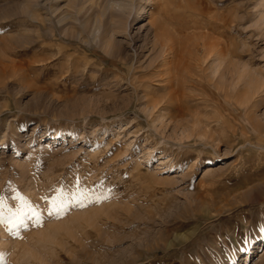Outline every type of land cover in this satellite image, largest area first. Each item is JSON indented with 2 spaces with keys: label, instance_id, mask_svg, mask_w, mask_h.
Instances as JSON below:
<instances>
[{
  "label": "rangeland",
  "instance_id": "1",
  "mask_svg": "<svg viewBox=\"0 0 264 264\" xmlns=\"http://www.w3.org/2000/svg\"><path fill=\"white\" fill-rule=\"evenodd\" d=\"M201 35L219 59L155 104L158 39ZM260 126L264 0H0V264H264Z\"/></svg>",
  "mask_w": 264,
  "mask_h": 264
},
{
  "label": "bare ground",
  "instance_id": "2",
  "mask_svg": "<svg viewBox=\"0 0 264 264\" xmlns=\"http://www.w3.org/2000/svg\"><path fill=\"white\" fill-rule=\"evenodd\" d=\"M117 6H118V10L123 13L125 6L123 4H117ZM158 42L161 48L163 49V52L164 53L167 52V54L169 55L168 57L169 59L164 62V64L162 65V69L159 70V72L157 71L155 73V76L158 78L159 81H161L162 86L167 90L166 94L164 96L159 97V99H157L155 104L168 103L170 105H173V107L177 104L180 110H182L184 105L186 106L189 100H191V96L187 94L188 93L187 90L189 86L194 87L195 85V84L193 85L194 83L193 79L197 75L196 74L197 71L195 70L196 67L198 65L201 66L200 62L202 61V59L205 62V60H207L208 58L213 57V56L216 57V55L220 54L224 50V47L222 46L223 44L221 45V43L218 40L211 38L209 35H201L199 40L194 44V50H195L194 57L192 56L185 57L181 54V51L180 52L177 51L175 47L177 45H175L172 41H170L169 38L167 41H165L163 38L158 39ZM218 57H216L215 59L216 60L219 59ZM206 68L201 69V71L202 72L205 71ZM217 74H218V67L212 73V75L209 76L208 82L211 85H213L215 81V84L217 83L216 88L220 91V89H222L219 85L220 75H217ZM142 82H143L142 80H140L139 82H135L134 80L131 83L135 88H138V86L140 87ZM257 131L259 132L260 135L264 136V127L260 126L259 128H257ZM193 143H196V140Z\"/></svg>",
  "mask_w": 264,
  "mask_h": 264
},
{
  "label": "snow or ice",
  "instance_id": "3",
  "mask_svg": "<svg viewBox=\"0 0 264 264\" xmlns=\"http://www.w3.org/2000/svg\"><path fill=\"white\" fill-rule=\"evenodd\" d=\"M86 199H90V196L85 190L78 189L77 192L71 194V201L80 203L81 206H83V202ZM96 199L99 200L101 199V197H97ZM67 201H68V197L63 193L53 200L52 208L56 210L57 215H59L67 206ZM2 206H3V200L0 199V207ZM29 211L31 212L32 217L35 219L36 224L38 225L41 224L42 221L41 215L33 209H29ZM49 214L50 215L52 214L51 211ZM25 215L26 213L23 211V206L21 207V209H18L17 211H12L11 209H9L8 219L4 221L5 223L8 224L9 231H11L12 228L21 225L26 227L25 219H24ZM0 220H3V213H0ZM12 234L18 235V233L15 232H13ZM4 256H5L4 253H0V261H3Z\"/></svg>",
  "mask_w": 264,
  "mask_h": 264
}]
</instances>
